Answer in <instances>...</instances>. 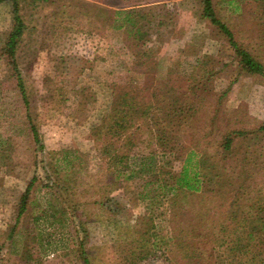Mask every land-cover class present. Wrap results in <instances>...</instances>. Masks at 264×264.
<instances>
[{"label":"rangeland","instance_id":"obj_1","mask_svg":"<svg viewBox=\"0 0 264 264\" xmlns=\"http://www.w3.org/2000/svg\"><path fill=\"white\" fill-rule=\"evenodd\" d=\"M213 1L235 38L264 63V21L255 0ZM131 7L145 14L139 52L153 46L148 37L159 38L153 58L160 88L179 98L195 96L201 120L193 127L203 131V147L216 159L223 157L215 149L220 130L246 131L220 161L233 177L240 170L248 174L254 190L247 207L257 193L264 195V131L254 133L264 123V79L239 73L226 38L201 15L200 0H1L0 264H80L73 248L75 236H84L81 229L97 255L94 264H111L113 243L137 236L143 207L136 189L109 190L108 161L90 136L109 109L112 84L122 82L134 63L128 43L135 40L113 24L115 10ZM21 24L15 61L38 144L3 49ZM33 176L30 203L17 220L21 193ZM47 203L58 208L59 220L45 215ZM143 264L172 263L157 249Z\"/></svg>","mask_w":264,"mask_h":264},{"label":"trees","instance_id":"obj_2","mask_svg":"<svg viewBox=\"0 0 264 264\" xmlns=\"http://www.w3.org/2000/svg\"><path fill=\"white\" fill-rule=\"evenodd\" d=\"M13 1L17 5L18 0ZM200 3L201 15L233 49L239 73L264 79V63L217 16L214 1ZM254 4L264 21V0H255ZM113 15L114 26L127 39L135 40L128 43L135 55L134 63L127 68L122 82L112 84L109 109L91 128L90 136L98 153L108 161L109 190L127 186L133 192L136 189L135 198L143 210L136 218L137 236L113 243L111 264H143L151 260L157 249L165 250L172 264H264V195L257 193L249 205L252 208L247 207L248 194L254 190L246 182L248 174L240 170L233 177L220 161L228 157L225 153L234 151L246 131L226 125L219 132L220 140L215 141L222 159L208 153L203 147V131L193 127L201 120L195 96L179 98L159 86L158 63L153 58L159 38L148 37L153 46L139 52L140 19L145 17L142 9L115 10ZM23 27L21 24L9 33L3 49L13 66L33 141L38 144L39 130L29 112L24 82L15 61ZM260 131H264V123L254 133ZM35 181L33 176L21 193L17 220L30 203ZM57 209L55 204L47 203L44 213L59 220ZM66 211L61 209L60 213ZM81 233L84 236L79 235V239L75 236L73 252L80 264H94L97 255L86 245L85 230L81 229Z\"/></svg>","mask_w":264,"mask_h":264}]
</instances>
